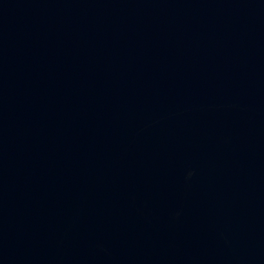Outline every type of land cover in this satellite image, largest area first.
I'll list each match as a JSON object with an SVG mask.
<instances>
[{
  "label": "water",
  "instance_id": "1",
  "mask_svg": "<svg viewBox=\"0 0 264 264\" xmlns=\"http://www.w3.org/2000/svg\"><path fill=\"white\" fill-rule=\"evenodd\" d=\"M0 264H264V0H0Z\"/></svg>",
  "mask_w": 264,
  "mask_h": 264
}]
</instances>
